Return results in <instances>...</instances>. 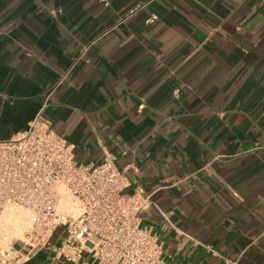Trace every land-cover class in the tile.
<instances>
[{"label": "crops", "instance_id": "0c3cea01", "mask_svg": "<svg viewBox=\"0 0 264 264\" xmlns=\"http://www.w3.org/2000/svg\"><path fill=\"white\" fill-rule=\"evenodd\" d=\"M107 2L0 0V139L40 113L113 155L165 264H264V0Z\"/></svg>", "mask_w": 264, "mask_h": 264}, {"label": "built area", "instance_id": "2783aa9c", "mask_svg": "<svg viewBox=\"0 0 264 264\" xmlns=\"http://www.w3.org/2000/svg\"><path fill=\"white\" fill-rule=\"evenodd\" d=\"M126 187L113 155L95 167L78 165L66 141L37 114L25 130L0 139V215L8 207L29 214L20 240L5 241L0 228V264H23L59 227L66 236L50 248L66 262L77 264L86 255L87 264H165L158 237L140 225L139 204L122 196ZM61 189L73 198L77 216L59 210Z\"/></svg>", "mask_w": 264, "mask_h": 264}, {"label": "bare ground", "instance_id": "6f19581e", "mask_svg": "<svg viewBox=\"0 0 264 264\" xmlns=\"http://www.w3.org/2000/svg\"><path fill=\"white\" fill-rule=\"evenodd\" d=\"M60 191H61L62 198H61V202H60L59 207H61V205L64 204L63 202L65 199V195L62 193L63 190L61 189ZM65 202H66V199H65ZM73 204L75 205V203H73ZM65 207L71 208V206H69V205L68 206L66 205ZM76 208H77V206H76ZM22 210H24V209L17 208V207L6 208L4 210V212L0 215V228L4 229L6 231H9L15 235L21 234V232L25 228V225L27 224V226H28L27 222L29 221L28 212L26 210H24V211H22ZM77 211L79 213V210H77ZM61 212L68 213L71 216H77L78 215L77 212L70 210V209H68L67 211L61 210ZM4 237H5L4 238L5 241L10 242L11 239H7L6 234L4 235Z\"/></svg>", "mask_w": 264, "mask_h": 264}, {"label": "rangeland", "instance_id": "374dc122", "mask_svg": "<svg viewBox=\"0 0 264 264\" xmlns=\"http://www.w3.org/2000/svg\"><path fill=\"white\" fill-rule=\"evenodd\" d=\"M64 195H65V199H66V202H65V199H64V204H62L61 205V207H59V210L61 211H67L68 209H70V210H73V211H75V212H77L78 213V209L76 208V206L73 204V198L66 192V191H64L63 190V192H62ZM71 206V208H68V207H65V206ZM68 208V209H67ZM22 211H24V210H22ZM28 223V226H29V221L27 222ZM28 226H27V224L25 225V228L23 229V231L21 232V234H19V235H15V234H12L11 232H9V231H6V230H4V229H2L3 230V232H4V235L6 234V236H7V239H15V240H20V239H22L23 238V232L28 228ZM61 228V227H60ZM63 229V228H62ZM1 245H2V247H6L7 246V244H6V242H2L1 243Z\"/></svg>", "mask_w": 264, "mask_h": 264}]
</instances>
